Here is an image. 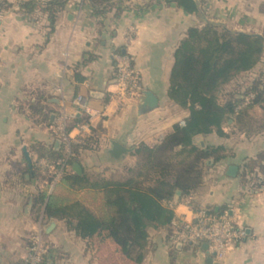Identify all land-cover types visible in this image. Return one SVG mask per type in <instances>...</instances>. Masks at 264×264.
Wrapping results in <instances>:
<instances>
[{"label": "crops", "instance_id": "crops-1", "mask_svg": "<svg viewBox=\"0 0 264 264\" xmlns=\"http://www.w3.org/2000/svg\"><path fill=\"white\" fill-rule=\"evenodd\" d=\"M23 1L39 6L26 10ZM50 1L0 0V264H21L26 257L41 214L33 217V196L45 183L31 176L33 146L55 142L49 126L60 109L85 117L87 134L92 129L97 134L95 148L79 151L75 163L81 171L114 177L134 164L131 152L138 143L158 141L189 116L188 108L167 96L173 53L189 26L210 22L264 38V0H195L196 13L168 0H109L98 6L100 12L90 0H64L61 7ZM114 51L131 56L142 90L158 98L155 108L138 114V100L119 106L112 98ZM77 95L85 98L91 115L76 113ZM223 131V136L196 135L204 146L222 145L225 157L215 163L206 160L201 184L190 196L171 200L173 213L189 219L193 208L228 209L245 236L215 257L202 244L172 246L167 238L172 224L149 228L140 264H264V187L252 176L241 175L248 159L262 157L264 163V126L238 129L230 120ZM76 135L77 130H71V136ZM111 141L130 152L111 157ZM230 164L238 167L234 176L226 173ZM42 224L52 252L49 264H123L120 251L104 233L81 238L62 220L44 218Z\"/></svg>", "mask_w": 264, "mask_h": 264}, {"label": "trees", "instance_id": "trees-1", "mask_svg": "<svg viewBox=\"0 0 264 264\" xmlns=\"http://www.w3.org/2000/svg\"><path fill=\"white\" fill-rule=\"evenodd\" d=\"M96 11L100 4L109 0H90ZM185 12L196 13L195 0H168ZM49 4L61 7L64 0H53ZM39 6L33 1H23L21 7L28 10ZM48 8V7H46ZM55 17V10L50 13ZM264 51V38L259 35L233 32L206 22L202 26H189L185 36L173 53V64L169 74L167 96L181 108L189 109L184 123L176 122L162 137L152 143H138L132 150L133 165L123 167L125 175L114 178L86 172L76 174L67 169L48 190L53 173L47 167L36 164V159L45 158L48 164L58 166L56 161L64 156L62 147L37 144L31 176L45 182L33 196L34 218L39 212L45 219L62 220L81 238H91L104 233L120 251L123 259L140 264L148 244V229H159L171 225L172 209L165 202L188 197L201 184L205 162H218L225 157L222 145L199 147L193 143L196 135L211 132L223 136V127L231 120L238 129L248 127L247 117L264 111V72H256L247 83H236L226 88L223 97H217L225 82L236 73L252 68ZM252 94L249 102L240 106L242 99ZM49 116L45 119L48 120ZM76 121H86L76 117ZM250 128V127H249ZM98 142L94 129L82 143L72 144L66 159L67 166L78 162L82 149L95 148ZM248 159L241 168V175L259 173L264 187V163ZM208 211H215L206 207ZM173 229L168 234L171 240ZM172 246L176 247L173 243ZM183 244L179 247H189ZM196 247L200 243L194 244ZM51 251L43 256L42 264H49Z\"/></svg>", "mask_w": 264, "mask_h": 264}, {"label": "built area", "instance_id": "built-area-1", "mask_svg": "<svg viewBox=\"0 0 264 264\" xmlns=\"http://www.w3.org/2000/svg\"><path fill=\"white\" fill-rule=\"evenodd\" d=\"M112 60L114 65V89L111 96L119 106H125L138 100L141 95L140 74L128 53L114 51ZM251 97V93L245 95L240 106L246 105ZM74 101L78 107L76 113L91 115V109L88 107L85 98L77 95ZM75 117V114L68 113L62 108L55 114L54 120L49 126L55 141L59 142L58 147H62L64 154L62 158L56 161L58 166L48 164L45 158L36 159L37 165L47 167L48 171L53 173L52 180L48 184L49 191L60 178L62 171L66 167L68 170L70 168L66 164V159L71 153V145L82 143L83 139L91 134H87V131H89L88 120L76 121ZM180 123H184V121ZM73 129L77 130L76 136H71V130ZM252 177L257 183L263 180L259 173H255ZM165 204L173 211L175 206L173 202L167 201ZM43 219L41 213L38 217L37 227L30 234L27 254L21 264H42L43 256L49 250V245L42 234ZM171 224L173 227L171 243L175 246L187 243H206V251L215 257H221L233 243L238 242L245 236V229L237 224L232 211L228 209L211 212L206 208H193L191 218L173 217Z\"/></svg>", "mask_w": 264, "mask_h": 264}, {"label": "water", "instance_id": "water-1", "mask_svg": "<svg viewBox=\"0 0 264 264\" xmlns=\"http://www.w3.org/2000/svg\"><path fill=\"white\" fill-rule=\"evenodd\" d=\"M138 101H139L138 105H137V113L138 114L145 113V112L155 108L158 104L157 96L152 91H150L148 89H143L141 91V95H140ZM195 137L196 136L193 137V143H195L199 147H204V144L201 141L200 136L197 138H195ZM58 144H59V142L55 141V147H58ZM129 152H130V148H127V147L121 145L117 141H111V147L109 149V154L111 155V157L118 159L121 156H123ZM24 154H25V157H26V160L28 161V163H30V157L27 155V153L25 151H24ZM209 160H211V159H207V162H209ZM69 170H72L76 174H81V172H82L81 167L78 163L71 165ZM237 170H238L237 165L230 164L227 167L226 173L230 176H234V175H236ZM176 195H177V193H176ZM29 207H30V202L26 206V209H28ZM177 246H179V245H177ZM202 246L204 248H206L207 244L203 243ZM208 260H210V257H208Z\"/></svg>", "mask_w": 264, "mask_h": 264}, {"label": "rangeland", "instance_id": "rangeland-1", "mask_svg": "<svg viewBox=\"0 0 264 264\" xmlns=\"http://www.w3.org/2000/svg\"><path fill=\"white\" fill-rule=\"evenodd\" d=\"M264 54V51L262 52L259 61L251 68H246L241 70V72L236 73L235 77L231 78L229 81L225 82V84L222 86L223 89L226 88H232L236 85V83L239 82H244V84H247L253 76H251L252 71L259 69V67L261 69H263L264 72V60L261 61V58ZM261 61V62H260ZM259 70H257V72H259ZM223 92L224 90H220L217 92V97L220 99L221 97H223ZM256 114H251V116L247 117L248 122L247 125L248 127L252 128V129H256L259 128L261 125L264 126V111L261 109H257L256 110ZM125 175V173L122 174H117L116 176H114V178H119L121 176ZM45 240V239H44ZM123 264H129V262L127 261H122Z\"/></svg>", "mask_w": 264, "mask_h": 264}]
</instances>
